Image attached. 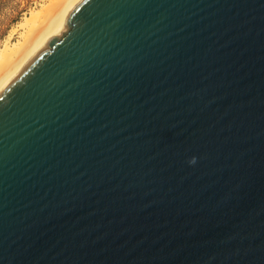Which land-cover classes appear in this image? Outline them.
Wrapping results in <instances>:
<instances>
[{"label":"water","instance_id":"obj_1","mask_svg":"<svg viewBox=\"0 0 264 264\" xmlns=\"http://www.w3.org/2000/svg\"><path fill=\"white\" fill-rule=\"evenodd\" d=\"M64 25L0 91V264H264V0Z\"/></svg>","mask_w":264,"mask_h":264},{"label":"bare ground","instance_id":"obj_2","mask_svg":"<svg viewBox=\"0 0 264 264\" xmlns=\"http://www.w3.org/2000/svg\"><path fill=\"white\" fill-rule=\"evenodd\" d=\"M80 1L50 0L43 10L31 13L30 18L20 25L17 42L3 44L0 52V91L51 37L66 30L65 17Z\"/></svg>","mask_w":264,"mask_h":264},{"label":"rangeland","instance_id":"obj_3","mask_svg":"<svg viewBox=\"0 0 264 264\" xmlns=\"http://www.w3.org/2000/svg\"><path fill=\"white\" fill-rule=\"evenodd\" d=\"M49 1L0 0V52L5 43L12 44L17 42L19 38L18 32L21 30L20 25L30 18L32 14L41 9L43 10Z\"/></svg>","mask_w":264,"mask_h":264},{"label":"clouds","instance_id":"obj_4","mask_svg":"<svg viewBox=\"0 0 264 264\" xmlns=\"http://www.w3.org/2000/svg\"><path fill=\"white\" fill-rule=\"evenodd\" d=\"M189 162L190 163H195V158L193 157Z\"/></svg>","mask_w":264,"mask_h":264}]
</instances>
